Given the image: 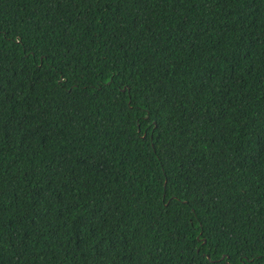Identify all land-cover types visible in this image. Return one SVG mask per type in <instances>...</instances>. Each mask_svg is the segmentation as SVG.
<instances>
[{
	"label": "trees",
	"instance_id": "trees-1",
	"mask_svg": "<svg viewBox=\"0 0 264 264\" xmlns=\"http://www.w3.org/2000/svg\"><path fill=\"white\" fill-rule=\"evenodd\" d=\"M0 264H264V0H0Z\"/></svg>",
	"mask_w": 264,
	"mask_h": 264
}]
</instances>
